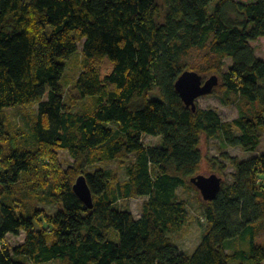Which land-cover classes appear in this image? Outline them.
<instances>
[{"label": "trees", "instance_id": "trees-1", "mask_svg": "<svg viewBox=\"0 0 264 264\" xmlns=\"http://www.w3.org/2000/svg\"><path fill=\"white\" fill-rule=\"evenodd\" d=\"M262 36L264 0H0V264H229L238 255L264 264L254 241L264 229V153L221 154L228 165L218 171L233 170L215 199L202 200L206 228L191 255L168 236L188 219L177 189H196L190 178L205 161L213 170L202 140L244 151L260 142L264 59L251 41ZM71 57L79 72L68 81ZM185 70L216 75L209 94L238 115L186 106L175 89ZM154 88L160 98L147 97ZM34 103L22 123L7 112ZM143 133L161 145H145ZM59 149L72 159L66 167ZM131 155L124 179L90 169ZM80 174L92 208L72 189ZM133 197H144L139 217L119 205ZM53 203L51 214L44 205ZM21 232L20 244H2ZM238 237L247 255L227 251Z\"/></svg>", "mask_w": 264, "mask_h": 264}, {"label": "rangeland", "instance_id": "rangeland-1", "mask_svg": "<svg viewBox=\"0 0 264 264\" xmlns=\"http://www.w3.org/2000/svg\"><path fill=\"white\" fill-rule=\"evenodd\" d=\"M242 1H255V0H242ZM49 30L50 27L47 26L46 29L47 33L49 32ZM251 44L255 49L256 56L260 59H264V36L258 37L255 40L251 41ZM80 49H81V42L78 43L77 55L80 54ZM75 60H76L75 57H71L66 61L64 79L68 81L75 78L79 72L78 67L74 65ZM230 64H232L231 59L226 58L224 63V69H227ZM207 77H209V75L204 76L203 79ZM64 81L61 80V83L64 84ZM147 97L160 98V95L157 89L154 88L153 90L148 92ZM196 103L202 108L216 109L223 120H231L238 115V108L236 105L222 104L217 95L207 94L204 96H200L196 100ZM36 106H37L36 103L30 104L28 106H15L10 109H7V112L11 117V119L18 120L22 123L24 122V119L27 118L25 117V115L22 114V111L26 112V114L30 116L32 115L33 117L35 114ZM107 125L114 130L116 129L115 122H108ZM141 139L145 145H149V146L161 145L160 136H153L143 133ZM201 148L207 158L213 159L214 161L213 170L210 168V164H207V162L205 161L202 164L201 171L198 172L197 174H203L208 176L214 173L217 176H219L223 181L226 178L224 173L228 174V172H231L233 169L230 166H228L224 173L218 171L221 162L225 165H228V162L224 160L221 154L223 152H227L229 155H237L241 159H247L264 153V127L262 130L260 142L257 145V147L252 151H244L240 147L227 146L222 142V140L219 137H214L208 140L203 139L201 143ZM57 155L63 167H66L72 161L66 150H60V149L57 150ZM131 159H132V155L127 160L118 159V158L112 160H105L91 166L90 169L94 170L97 168H105V169L111 168L116 171L117 176L120 179H124L126 178L125 166L128 163V161ZM260 180L264 184V175H260ZM177 191L180 197L184 199V201H186L187 203L188 219L186 223L179 230L174 232H168V236L180 251H182L186 255H191L194 249L196 248L197 244L199 243L201 236L206 228L205 207L202 204L203 199L197 188L187 189V190L178 188ZM143 200L144 197H133L128 200L119 201V205L121 208L127 207L130 211L133 212L135 217H139ZM44 207L51 214L56 213L60 209V205L57 203L44 205ZM110 231L111 233L113 232L112 229ZM23 239H24L23 232H21L19 235L8 234L5 237L2 244H6L9 247H13L20 244L23 241ZM254 241L258 244L264 245V229L257 234ZM227 243H231L228 246L227 249L228 252H231L233 247L237 245L236 246L237 249L243 251L245 255L249 253V244H248L249 242L246 239L239 237L231 238L227 240ZM249 262L250 260L247 257L243 255H238L236 257H232L229 261V264H240V263L248 264ZM59 263L60 262L57 259L55 261L49 262L48 264H59Z\"/></svg>", "mask_w": 264, "mask_h": 264}, {"label": "water", "instance_id": "water-1", "mask_svg": "<svg viewBox=\"0 0 264 264\" xmlns=\"http://www.w3.org/2000/svg\"><path fill=\"white\" fill-rule=\"evenodd\" d=\"M217 84L218 77L216 75H211L203 79L197 72L185 70L175 81V89L184 104L190 106L192 110H195L196 100L200 96L209 94ZM190 182L197 188L202 199L205 201L215 199L221 186V178L214 173L208 176L196 174L190 178ZM72 189L88 208H92V193L84 175L80 174L76 177Z\"/></svg>", "mask_w": 264, "mask_h": 264}]
</instances>
